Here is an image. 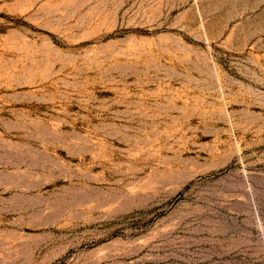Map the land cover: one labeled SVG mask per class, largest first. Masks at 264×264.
I'll list each match as a JSON object with an SVG mask.
<instances>
[{
  "label": "rangeland",
  "instance_id": "obj_1",
  "mask_svg": "<svg viewBox=\"0 0 264 264\" xmlns=\"http://www.w3.org/2000/svg\"><path fill=\"white\" fill-rule=\"evenodd\" d=\"M0 264H264V0H0Z\"/></svg>",
  "mask_w": 264,
  "mask_h": 264
}]
</instances>
